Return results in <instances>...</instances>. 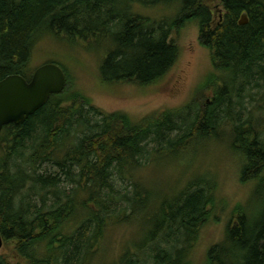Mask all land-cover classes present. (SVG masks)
Returning <instances> with one entry per match:
<instances>
[{"label":"trees","instance_id":"obj_1","mask_svg":"<svg viewBox=\"0 0 264 264\" xmlns=\"http://www.w3.org/2000/svg\"><path fill=\"white\" fill-rule=\"evenodd\" d=\"M220 1L216 20L204 0H0V82L31 80L38 43L53 37L102 54L101 84L150 87L177 64L175 34L190 23L219 78L206 85L211 98L200 93L180 110L141 119L68 94V79L24 124L5 127L0 234L18 262L3 254L0 264H94L104 259L111 229L122 225L137 233L115 264H192L210 216L220 211L221 185L196 176L162 196L143 173L211 142L228 144L249 196L231 212L205 264H264V0ZM171 3L180 9L176 17L149 16Z\"/></svg>","mask_w":264,"mask_h":264},{"label":"rangeland","instance_id":"obj_2","mask_svg":"<svg viewBox=\"0 0 264 264\" xmlns=\"http://www.w3.org/2000/svg\"><path fill=\"white\" fill-rule=\"evenodd\" d=\"M204 1L218 20L224 10L221 1ZM179 10L176 3H171L168 6L161 5L150 9L148 13L155 20H164L176 17ZM175 37L181 50L177 64L164 79L146 88L131 82L101 84L98 81L97 64L103 57L102 54L93 55L91 51L94 52V48L91 47L61 44L53 37L38 43L32 64L33 68L51 62L63 65L67 71V80L69 79L68 94H81L106 112H122L132 118L141 119L159 111L180 110L200 93L211 98L212 93L207 90L206 85L218 82L211 52L199 41L198 25L196 23L186 25L179 35L175 34ZM223 144L211 142L185 155H172L173 157L166 160L161 158L152 164L153 172L143 173L146 178L151 179L150 184L155 185L159 191L156 195L162 196L182 191L196 176H206L207 180L214 179L221 185L216 195V206L220 211L215 213V216H210V222L203 230L200 244L192 256V264H205L206 253L224 235L226 220L231 212L237 206L244 205L249 196L247 188L243 187L238 179L237 158L228 148V144L226 142V145ZM136 233L137 229L133 226L122 225L112 228L108 234V241L104 244L102 254L104 259L95 260L94 264H115L127 239ZM3 254L8 257L9 263L18 262L13 251L3 247L0 256Z\"/></svg>","mask_w":264,"mask_h":264},{"label":"water","instance_id":"obj_3","mask_svg":"<svg viewBox=\"0 0 264 264\" xmlns=\"http://www.w3.org/2000/svg\"><path fill=\"white\" fill-rule=\"evenodd\" d=\"M248 23L247 15L242 16L240 25ZM67 85L64 69L55 63L40 66L31 80L21 75H11L0 82V138L9 125L24 124L42 109L52 96L61 94ZM4 239L0 234V251Z\"/></svg>","mask_w":264,"mask_h":264},{"label":"bare ground","instance_id":"obj_4","mask_svg":"<svg viewBox=\"0 0 264 264\" xmlns=\"http://www.w3.org/2000/svg\"><path fill=\"white\" fill-rule=\"evenodd\" d=\"M244 26V25H243Z\"/></svg>","mask_w":264,"mask_h":264}]
</instances>
